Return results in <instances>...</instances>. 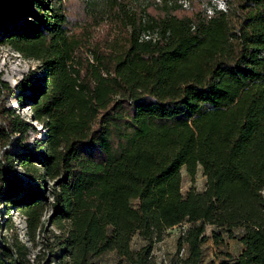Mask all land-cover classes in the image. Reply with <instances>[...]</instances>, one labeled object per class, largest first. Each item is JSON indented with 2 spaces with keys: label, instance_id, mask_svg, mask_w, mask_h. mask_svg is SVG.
I'll use <instances>...</instances> for the list:
<instances>
[{
  "label": "trees",
  "instance_id": "1",
  "mask_svg": "<svg viewBox=\"0 0 264 264\" xmlns=\"http://www.w3.org/2000/svg\"><path fill=\"white\" fill-rule=\"evenodd\" d=\"M180 1L79 0L72 14L62 3L55 12L45 0H0V25L38 8L29 28L3 38L43 63L44 85L21 84L17 97L35 94L34 121L47 129L22 162L0 149V264H30L1 217L15 206L34 241L47 179L63 264L107 252L117 264H156L155 245L182 225L183 264L202 263L207 225L215 246L227 245L224 234L241 244L218 264H264V0H225L226 10ZM10 96L0 78L4 139L34 130L6 108ZM16 163L36 180L24 197ZM183 167L191 178L202 168L204 191L183 193Z\"/></svg>",
  "mask_w": 264,
  "mask_h": 264
},
{
  "label": "rangeland",
  "instance_id": "2",
  "mask_svg": "<svg viewBox=\"0 0 264 264\" xmlns=\"http://www.w3.org/2000/svg\"><path fill=\"white\" fill-rule=\"evenodd\" d=\"M30 3L33 0H29ZM201 0H195L196 4ZM49 6L58 12L60 4L70 9L72 14H77L79 0H45ZM184 8L189 9L191 1L181 0ZM212 5L217 8L225 7L223 0H212ZM207 6V5H206ZM209 8V7H208ZM37 6L34 4L32 10L27 14L20 15L16 23H5L0 25V78L7 82L14 91V96H10L6 99V108L12 110L16 114L24 118L29 124H31L34 130H30L27 135H15L14 137H8L4 139L0 136V149L4 147L9 151V155L15 157L16 160L22 162V156L27 155L28 151L32 148H38L39 140H43L46 134V128L43 124L34 121L32 113V102L29 100L35 94L29 90L23 91L18 96V87L21 84L32 85L35 88L42 87L43 83V63L40 61L30 60L23 55L16 52L5 41V35L10 31H16L17 29L29 28L35 21V14L37 13ZM20 98L24 99L23 102L18 101ZM18 158V159H17ZM37 166H41L37 164ZM15 174L21 180L23 190L19 193L20 197H24L29 193L30 189H36V180L29 173V171L22 167L20 163L15 165ZM182 174V191L186 193L190 189H195L197 192L204 191L206 187L207 178L204 176L203 170L199 167L197 174L194 178H191L185 167L181 169ZM47 190L45 199L47 200L43 205L42 215V228L36 234L35 240H31L27 231L26 217L17 211L15 206H10V215L3 213L1 221L3 224H12V229L7 230L3 228L1 230L4 237L7 238L10 245L13 244L12 237L17 234L21 242H23L29 251L27 259L30 264H63L58 247L59 231L52 224L55 217L54 210L51 206L53 198L50 194L53 187V182L47 179ZM28 190V191H27ZM7 191L2 187L0 182V195ZM1 210L5 211L4 205L1 206ZM7 212V211H6ZM10 222V223H9ZM188 228L187 225L174 227L168 231V237L161 243H158L154 247L153 257L156 264H183L181 260L188 257L189 249L185 247L181 252H178L177 240L179 235ZM216 228L212 225H207L206 241L201 245L203 261L201 264H218L219 261L216 258L220 251H231L239 253L241 250V244L237 240H228L227 235L224 234L227 245L215 246L212 234ZM239 231H237V234ZM0 241V246H1ZM144 241L139 235H135L132 240V248L138 250ZM118 257L114 252H107L98 258H96V264H117ZM126 262V261H125Z\"/></svg>",
  "mask_w": 264,
  "mask_h": 264
},
{
  "label": "built area",
  "instance_id": "3",
  "mask_svg": "<svg viewBox=\"0 0 264 264\" xmlns=\"http://www.w3.org/2000/svg\"><path fill=\"white\" fill-rule=\"evenodd\" d=\"M223 1H224V4H225V7L218 8V9H220V10H226V3H225V0H223ZM208 13H209V14H212V11L209 10Z\"/></svg>",
  "mask_w": 264,
  "mask_h": 264
},
{
  "label": "crops",
  "instance_id": "4",
  "mask_svg": "<svg viewBox=\"0 0 264 264\" xmlns=\"http://www.w3.org/2000/svg\"><path fill=\"white\" fill-rule=\"evenodd\" d=\"M240 251H241V250H240ZM240 251H239V252H240Z\"/></svg>",
  "mask_w": 264,
  "mask_h": 264
}]
</instances>
